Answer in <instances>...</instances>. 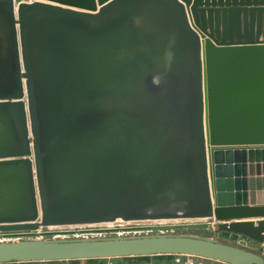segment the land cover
Masks as SVG:
<instances>
[{"label":"water","instance_id":"water-1","mask_svg":"<svg viewBox=\"0 0 264 264\" xmlns=\"http://www.w3.org/2000/svg\"><path fill=\"white\" fill-rule=\"evenodd\" d=\"M248 217H264V0H0V233L194 220L262 246L27 239L0 242V264H264Z\"/></svg>","mask_w":264,"mask_h":264},{"label":"rangeland","instance_id":"rangeland-1","mask_svg":"<svg viewBox=\"0 0 264 264\" xmlns=\"http://www.w3.org/2000/svg\"><path fill=\"white\" fill-rule=\"evenodd\" d=\"M207 226V223L204 221H179V222H170V223H122L121 225H114L109 227H95V228H55L47 229L42 228L39 233L32 232L30 238H36L41 236L42 239H53V238H76L75 233L81 234V236L87 237H109V236H127V235H142V234H153L155 232H163L166 234H191L192 232H199ZM209 229L210 226H208ZM207 227V228H208ZM122 232V235L119 233ZM12 233V232H4ZM14 233V232H13ZM83 238V237H81ZM159 257H168V256H154L149 255L148 258H93L88 259H79L77 261L63 260L61 264H147L148 262H156L159 260ZM187 258L186 255H176L170 256L168 259H164L167 264L169 262L176 261L181 262ZM127 259V260H126ZM170 260V261H168ZM161 264H166L165 262L159 261ZM196 264V263H195Z\"/></svg>","mask_w":264,"mask_h":264},{"label":"crops","instance_id":"crops-1","mask_svg":"<svg viewBox=\"0 0 264 264\" xmlns=\"http://www.w3.org/2000/svg\"><path fill=\"white\" fill-rule=\"evenodd\" d=\"M249 199H250V205H251V203L256 204L258 202V198L256 196H254L252 198V200L248 196L247 197L248 202H249ZM233 221H264V217L240 218V219H236ZM208 226H210V225L207 223V226L205 228H203L201 231L192 232L191 234L204 236V237H215V238L223 240V241H227V242L234 243V244H239V245H242L244 247L250 248V249L254 250L255 252H257L258 254L262 253V246L260 243L253 241V240H251L245 236L238 235V234L228 233V232H224V231L214 233L211 229H209ZM171 256H173V255H171ZM174 256H176V255H174ZM122 258H124V257H122ZM76 260H79V259H76ZM168 261H170V260H168ZM61 262H64V261L57 260V261L7 262V263H2V264H61ZM162 262H165V261L162 260ZM190 262L196 263V264H222L219 261H215V260L207 259V258L195 257V256H187V258H185L184 261H181L178 263L176 261H173V262L171 261V262H169V264H187ZM108 264H111V263H108ZM147 264H160V263L156 261V262H148Z\"/></svg>","mask_w":264,"mask_h":264},{"label":"bare ground","instance_id":"bare-ground-1","mask_svg":"<svg viewBox=\"0 0 264 264\" xmlns=\"http://www.w3.org/2000/svg\"><path fill=\"white\" fill-rule=\"evenodd\" d=\"M179 221H194V220H152V221H141V222H136V221H121V220H116L115 222H107V223H100V224H90V225H69V226H49L47 229H55V228H95V227H111L114 225H121L122 223H157V224H163V223H170V222H179Z\"/></svg>","mask_w":264,"mask_h":264},{"label":"built area","instance_id":"built-area-1","mask_svg":"<svg viewBox=\"0 0 264 264\" xmlns=\"http://www.w3.org/2000/svg\"><path fill=\"white\" fill-rule=\"evenodd\" d=\"M42 229V228H41ZM41 229H38L36 231H27V232H12V233H0V242H8V241H20V240H42L41 236H37L36 238H30L32 232L39 233ZM163 233V232H161ZM119 235H122V232L119 233ZM74 236L76 238H85L87 236H81V234L75 233Z\"/></svg>","mask_w":264,"mask_h":264},{"label":"trees","instance_id":"trees-1","mask_svg":"<svg viewBox=\"0 0 264 264\" xmlns=\"http://www.w3.org/2000/svg\"><path fill=\"white\" fill-rule=\"evenodd\" d=\"M148 256H149V255H146V256H129V257H124V258H127V259H128V258H131V257L148 258ZM154 256H168V257H170L171 254H165V255H154ZM168 257H165V258H164V257H163V258H162V257H159V258H158L159 260H157V262H159L160 260H161V261H162V260L165 261L164 259H166V258L168 259ZM127 259H126V260H127ZM88 260H91V259H88ZM56 261H57V260H56ZM62 261H63V260H62ZM70 261H77V260H70ZM165 262H166V261H165ZM1 264H2V263H1Z\"/></svg>","mask_w":264,"mask_h":264}]
</instances>
